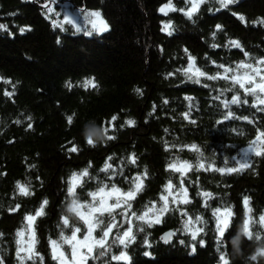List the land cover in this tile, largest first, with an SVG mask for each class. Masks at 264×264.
Returning a JSON list of instances; mask_svg holds the SVG:
<instances>
[{
	"label": "trees",
	"instance_id": "1",
	"mask_svg": "<svg viewBox=\"0 0 264 264\" xmlns=\"http://www.w3.org/2000/svg\"><path fill=\"white\" fill-rule=\"evenodd\" d=\"M171 2L177 11L164 15L159 9L168 0H0V24L8 26L0 29V257L4 264H19L16 233L24 228V217L34 215L44 200L48 201L44 215L34 224V247L44 257L43 264H57L49 240L63 242L61 232L69 236L76 227L80 233L85 230L80 217L68 212L72 199L89 202L88 193L103 184L109 188L115 184L126 192L133 178L143 177L145 171L142 190L129 202V214L136 213L134 242L125 248L112 243L116 239L112 235L107 255L93 264H221V254L229 264H264V225L257 222L264 215V155L250 153L247 160L251 167L231 174L206 170L209 164L237 167L241 150L255 139L257 129L264 131V112L252 107L255 97L245 96L230 79L200 77L197 84L177 72L188 67L189 55L195 58V67L208 75L223 73L218 65L236 69L241 62L255 64L264 58V23H260L264 21V0H237L219 11L217 0H206L191 19L179 11L189 7L185 0ZM92 12L100 13L107 31L86 35L76 30V26L91 30L88 20ZM232 13L243 16L244 21ZM67 14H76L78 21ZM53 21L63 27H53ZM168 23L171 35L162 31ZM216 25L222 29L217 30ZM20 27L26 28L24 34L19 33ZM230 41H237L243 51L225 47ZM90 79L96 87H83ZM7 92L12 95H5ZM237 94L248 104L225 109L222 101ZM217 96L219 99H214ZM228 111L234 117L247 116L253 123L239 118L224 120ZM185 112L189 119H184ZM129 119L135 121L134 126L125 123ZM90 129L100 132L99 137H93V145L86 142ZM72 144L78 147L77 153L68 152ZM132 154L135 164L129 161ZM176 160L192 165L183 177L190 202L178 199L173 204L169 197V212L160 224L149 227L136 217L153 202L157 208L162 206L159 197L169 180L174 193L180 188V173L168 169ZM106 162L117 173L111 180L112 169L100 171ZM199 162L205 169L197 170ZM85 168L89 176L83 178L82 185L75 181V197L69 196L73 173ZM17 181L33 194L20 195ZM202 192L211 193V198L205 199ZM245 197L250 212L244 207ZM16 204L20 209L11 212ZM217 208L232 212L225 236L219 240L213 216ZM123 210L112 213L119 222ZM197 216L201 223L194 227L203 231L192 240L183 224ZM64 217L69 227L63 226ZM111 219L108 213L99 217L103 224L97 234ZM245 220L253 234L251 240L243 235ZM168 229L176 234L165 243L162 233ZM100 251L103 249L98 247L95 253ZM121 252L127 253L128 261L111 259ZM24 264L34 262L26 260Z\"/></svg>",
	"mask_w": 264,
	"mask_h": 264
},
{
	"label": "snow or ice",
	"instance_id": "2",
	"mask_svg": "<svg viewBox=\"0 0 264 264\" xmlns=\"http://www.w3.org/2000/svg\"><path fill=\"white\" fill-rule=\"evenodd\" d=\"M56 0H53V3H55ZM186 4L189 5L187 10L185 9H179V11L183 12L184 15H186L189 19L192 18L194 13H196L199 9V6L201 4H204L206 0H185ZM217 2L220 5V8L216 11H219L221 9H226L229 7V5H232L237 2V0H217ZM47 7V5H45ZM52 8H48V12H52ZM161 13L164 15H167L169 11H177V9L172 5L171 0H168V4L164 5L159 9ZM234 16H237V19L240 21H244L243 16H238L236 13H232ZM89 16L95 17V20H88L89 23H91V30H89L86 26L81 28L80 26H76L77 31H84L86 35H92L93 31H96L98 33L104 32L108 30L107 23L101 18V15L99 12H93L90 13ZM87 20L88 18L85 17ZM69 23L72 21L69 20ZM260 23H264V21H260ZM15 26V25H14ZM53 27H63L62 24H58L56 21H53ZM171 24H165L162 28V31L167 32L168 35H171L172 32L169 31L171 28ZM8 26L5 24H0V29L7 30ZM217 30H221V25H216ZM27 30H30L28 28ZM26 31L25 27L19 28V33L24 34ZM216 33L213 32V37H215ZM59 42V41H58ZM232 46L235 48L240 49L243 51L242 48H240V44L237 41H230L229 45H225V47ZM213 48L218 47V45L213 44ZM185 52H187V49H185ZM244 55L247 57L249 54L247 52H244ZM189 63L188 67L185 69H177V72H183V75L187 77L189 81H194L195 83H200V77H206L208 80H217V79H230L233 82V86L239 85L240 89H243L244 95H252L255 97V102L253 103L252 107L257 108L258 111L264 112V107H259L264 105V69L260 67V65H264V58H261L259 60L255 61V66L251 63H244L241 62L236 66V69H232L230 67H224V65H218L219 68H223V73L217 72L216 75H208L207 73L201 71L199 68L195 67V58L190 56L188 57ZM214 63V62H213ZM240 69H246L242 73L239 72ZM233 72L236 73L232 76H229L228 73ZM169 76L174 75V73H169ZM195 78V79H194ZM259 78V79H257ZM5 83H11V81H5ZM246 85H250V87H246ZM67 86L70 88L72 85L69 82ZM96 87L93 80H87L84 82L83 87ZM204 87H208V85H204ZM231 91V89H228ZM137 93H141V90L139 88L135 89ZM142 94V93H141ZM223 93H221L222 95ZM5 95L11 96L12 93L7 92ZM184 99L191 102V97H184ZM214 99H219V96L214 97ZM168 101L164 100V104H167ZM248 104L247 99L241 101L240 95H233L230 100L222 101V104L225 109H229L231 105H240ZM191 107V103H190ZM153 111H155V105L153 106ZM184 119H189V113L185 112L183 113ZM232 118H239L243 119L245 121H248V123H253L252 120L249 119L247 116L243 117H234V113L232 111H228L226 115L224 116V120L232 119ZM112 121H115L117 119L116 116H113ZM68 122H72V117H68ZM192 123H195V121H191ZM223 121H218V123H222ZM16 123H20L19 120L16 121ZM128 126H134L135 121L134 120H127L125 122ZM29 128H31V124L28 125ZM165 132L168 131V129L164 130ZM95 129H90L87 132V140L86 142L89 145H93V137L95 136ZM109 140L113 139L114 137L108 136ZM11 143V141H9ZM189 147V146H185ZM190 148L196 152H199V148L196 145H191ZM70 153H77L79 151L78 147L75 144H72L70 148L67 149ZM167 151V147L165 148ZM254 153L256 156H262L264 155V131H260L257 129V135L255 136V139L251 142L249 147L244 150V161L238 162V167H220L215 168L212 164L208 165V168L206 170H214L216 172H219L221 174H231L234 172L242 171L245 168L251 167L250 162L247 160L248 154ZM202 155V154H201ZM108 160H111L112 157H108ZM129 161L132 164L136 163V157L135 154H132L129 157ZM227 163V162H225ZM89 167H91V162H89ZM192 165L189 163L181 162L179 160H176L168 165V169L180 173V188L174 193V185L171 180L168 181V183L164 186V192L160 195L159 199L163 202L162 206L157 208L155 202L150 207H147L146 211L143 212V214L137 216L136 218L140 221H143L148 224L149 227H151L153 224H160L162 216L169 212V197L172 198V203L176 204L177 197H180L179 202L180 203H189L188 199V193L187 189L183 186L184 185V175L186 170L190 169ZM109 169H112V175L108 177L109 180L113 179L115 177L116 170L112 168V165L109 163H105L104 167L100 169V171L107 173ZM205 169V164L203 162H199L197 165V170ZM123 174L122 171L120 173ZM89 176L88 168H85L82 172L79 174L73 173L72 176V182H70V185L67 189L68 195L75 197V188L77 187V184L75 181L79 180L81 182V185L83 183V178ZM147 177V173L145 171L143 177L141 175H136L133 178L132 187L124 192L121 191L119 188L113 184L111 188L108 187L107 184H103L102 186H99L96 191L89 192L88 195L92 198L91 204H80L78 203V200L76 198H73L71 201V204L68 205V212L75 213L80 217V219L84 222V224L87 226V233L83 237V241L79 240L77 238V234L80 233L81 229L79 227L74 228L70 236H65L63 232H61L60 239L67 244H70L72 246V262L73 264H87V260L89 258L91 259H99L100 257H104L107 255L111 245H108V238L110 234L113 231V228L116 227H122L123 221L121 223H117L116 217L112 215L113 212L116 211L118 208H123V212L119 213L125 221L129 223V227L123 231L122 236H117L116 239L112 241V243H118L119 245H123L125 248L131 243L134 242L135 236L133 235V229L131 227V220L129 218V211L131 209L130 201L134 200L136 198V195L142 190L143 188V180ZM127 179V177H125ZM16 188L18 190V193L22 196H29L33 193L30 191V188L28 186H25L24 184H21L19 181L16 182ZM205 199L211 198L212 194L209 192H202L200 193ZM115 198V203L109 205L107 204L108 198ZM48 201L44 200L42 204L40 205V208L35 211L33 214H28L24 217V228L16 233L17 240L16 244L19 245L16 249V258L19 261V264H24L26 260L33 261L35 264V261L38 259L40 261V264H43L44 257L41 256L38 252L35 251V243H36V237H35V221L38 217L44 215V207L47 205ZM244 207L248 209L250 212L251 209L248 208L249 205V199L248 197L244 198L243 201ZM20 209V204H16L14 208L10 209L11 212L18 211ZM105 213H108L112 219L111 222L106 225L103 229L102 236L100 239H95L93 237V232L96 227H99L101 224H103L102 220H99V217L103 216ZM153 214L151 217L149 214ZM132 216H136V213H132ZM182 216H186V212H181ZM232 215V212L229 208H224L223 212L220 208H217L213 212V216H215L216 219V232H217V239L225 236V230L228 228V217ZM261 225H264V215H261L259 217V220L257 221ZM201 223V218L199 216L196 217L195 221L191 217H189L187 220L184 221L183 224V231L186 233H191L192 240H196L197 235L203 231V228H196L194 227L195 224ZM62 224L64 227H69V220L64 217L62 218ZM26 231L28 232V241L27 247H24L25 241L24 236L26 234ZM143 231V229H141ZM174 232L167 233L162 239L167 243L171 238L175 235ZM3 234L0 233V236ZM243 235L247 237L249 240L253 238L252 232L249 230V221L245 220L243 224ZM256 239H260L259 235L256 236ZM92 241L91 244L87 243L88 241ZM75 242V243H73ZM50 246L52 248V259L57 261V264H65V261H67V257L63 252H59L57 254V250L60 247V244L56 240H49ZM147 244V241L145 242ZM183 243V241H181ZM201 246L204 245V241H200ZM78 245H82L86 250L83 252L78 251ZM99 247L100 249H103V251H100L99 253L94 252V248ZM195 247L193 246L192 251L195 252ZM219 250V249H218ZM22 253L24 255H22ZM146 255L148 253H145ZM112 260L117 261H128L129 257L126 252H121L119 255H113L111 257ZM257 258H252L253 261H255ZM219 260L221 264H229V260L226 258L224 254H221L219 256ZM0 264H4V260L2 257H0Z\"/></svg>",
	"mask_w": 264,
	"mask_h": 264
},
{
	"label": "rangeland",
	"instance_id": "3",
	"mask_svg": "<svg viewBox=\"0 0 264 264\" xmlns=\"http://www.w3.org/2000/svg\"><path fill=\"white\" fill-rule=\"evenodd\" d=\"M93 13V12H92ZM68 16H70V17H72L71 19L73 20V21H78V17L76 16V14H75V16L72 14V15H70V14H67ZM90 18H91V20H95L96 18L95 17H91L90 16ZM253 66H255V64H253ZM260 67L263 69V66L262 65H260ZM246 69H240L239 70V72H243V71H245ZM234 74H236V73H234ZM257 79H259V78H257ZM246 87H250V85H246ZM249 146H246L245 148H243L242 150H241V153H240V156L237 158V167H238V162H243L244 161V159H245V157H244V150L245 149H247ZM250 154V153H249ZM248 154V155H249ZM77 181H79V180H77ZM178 199H180V197H177V200ZM78 203H80V204H91L92 203V198H91V200L89 201V202H78ZM113 203H115V198L113 197V198H108L107 199V204H109V205H111V204H113ZM119 209V208H118ZM118 209H116V210H118ZM221 211L223 212V209H221ZM106 214V213H105ZM128 215H129V218H130V220H131V227L133 228V216L131 215V214H129L128 213ZM100 217V216H99ZM99 217H94V218H98L99 219ZM117 221V223L119 224V223H121L122 221H123V225H122V227H116V228H113V231H112V233L110 234V236H109V238H108V241H110L109 239L111 238V236L112 235H115V237H117V236H122V233H123V231H125L130 225H129V223L127 222V221H125L124 220V218L122 219V221L121 222H119L118 220H116ZM111 222V221H110ZM110 222H108L106 225H108ZM228 222H229V217H228ZM106 225H104L103 226V228H101V231H100V233H98L97 234V230L98 229H100V227H96L95 229H94V232H93V237L95 238V239H100L101 238V236H102V232H103V229H104V227L106 226ZM86 233H87V226L85 225V230L83 231V232H81V233H78L77 234V238L79 239V240H81V241H83V237L86 235ZM71 235V234H70ZM69 235V236H70ZM28 238H29V236H28V232L26 231V234H25V236H24V241H25V244H24V247H27L28 246V244H27V241H28ZM59 244H60V247L58 248V250H57V254H59V252H63L64 254H65V256L67 257V261H65V264H73V262H72V246L70 245V244H67V243H64V242H59V241H57ZM73 243H75V242H73ZM87 243H89V244H91L92 243V241L90 240V241H88ZM78 247V251L79 252H83V251H85L86 249L82 246V245H78L77 246ZM98 247H95L94 248V252L96 251V249H97ZM94 261H95V259L93 260V259H91V258H89L88 260H87V264H93L94 263Z\"/></svg>",
	"mask_w": 264,
	"mask_h": 264
},
{
	"label": "clouds",
	"instance_id": "4",
	"mask_svg": "<svg viewBox=\"0 0 264 264\" xmlns=\"http://www.w3.org/2000/svg\"><path fill=\"white\" fill-rule=\"evenodd\" d=\"M95 136H96V137H99V136H100V132L96 130V132H95ZM262 254H264V253H262ZM255 257H256V255L254 254V255L252 256V258H255Z\"/></svg>",
	"mask_w": 264,
	"mask_h": 264
},
{
	"label": "water",
	"instance_id": "5",
	"mask_svg": "<svg viewBox=\"0 0 264 264\" xmlns=\"http://www.w3.org/2000/svg\"><path fill=\"white\" fill-rule=\"evenodd\" d=\"M169 232H173V230L172 229H168V230H166L165 232H163L162 233V237H164L167 233H169Z\"/></svg>",
	"mask_w": 264,
	"mask_h": 264
}]
</instances>
